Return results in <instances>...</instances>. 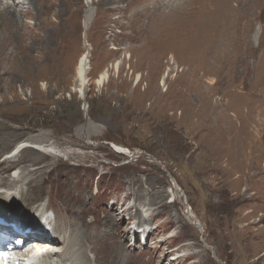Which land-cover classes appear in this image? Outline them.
<instances>
[{"label":"rangeland","instance_id":"obj_1","mask_svg":"<svg viewBox=\"0 0 264 264\" xmlns=\"http://www.w3.org/2000/svg\"><path fill=\"white\" fill-rule=\"evenodd\" d=\"M87 1L40 0L44 8L27 7L19 34L12 28L0 75V163L9 167L1 183L17 186L13 171L30 169L43 192L35 204L50 198L64 209L66 200L83 211L75 238L97 225L82 251L105 264H118L117 246L123 264H264V4L253 6V25L213 31L211 44L176 29L180 12L140 26L168 0ZM22 141L29 146L15 152ZM39 141L60 155L40 151ZM147 204L156 217H143ZM2 205L39 224L19 205Z\"/></svg>","mask_w":264,"mask_h":264},{"label":"bare ground","instance_id":"obj_2","mask_svg":"<svg viewBox=\"0 0 264 264\" xmlns=\"http://www.w3.org/2000/svg\"><path fill=\"white\" fill-rule=\"evenodd\" d=\"M39 1L40 0H0V26L1 27L6 26L7 28L10 29L9 33L6 32L3 34L1 33L2 30L0 29L1 30L0 31L1 33L0 34V75H4L2 61L5 60L6 56L8 55L7 54L8 51H6V49L9 50L15 43V36H14V33L12 32L13 31L12 28L14 30H17V33L19 34L18 28L22 22L21 20H23L22 19L24 17L23 15L31 14L30 10H28L27 7H31L34 4V8L37 10H42L44 8L42 5L37 3ZM201 1L202 0H168L166 3H164L165 5L163 6L159 5L156 7V9L153 10V12H156V16H158L156 20H153V21H145V20L143 21L142 20L140 22V26L149 27V28L154 29L155 26H158V25L161 26L160 24H158L161 18H164L163 20H166L165 18L168 17L169 15L175 17V15L177 16V14H179L180 12L182 13V15L181 16L179 15L177 18L182 19V20L177 21L178 23H177L176 29H178L179 31L187 30V29H194L196 31V34H193L192 38H197L198 42L199 41L204 42L206 41V39L210 38L211 44H216L219 41L218 39L219 35H215L213 31L219 32V30L232 31V30H237V29H246L247 26H251L254 24L253 22L257 21V19L255 18L254 20L253 19L250 20L251 16L257 17L259 15V12L258 13L253 12V6L256 5V7H259V10L261 11V6L264 4V0H210L211 2L207 4H205V2L201 3ZM204 1L207 2V0H204ZM233 1H238L240 3L237 8L233 5ZM259 3H261L262 5L259 6ZM86 4L89 7L91 5V1L88 0ZM88 12L89 13L87 14L85 27H88L89 21L91 20L90 15L92 14V12L91 11H88ZM172 18L170 17L171 20L168 22H171L174 19ZM27 20L28 21H26V25H28V23L29 24L33 23V22H29V19ZM154 21H156V23H154ZM70 23L72 22L70 21ZM169 25H171V23H169ZM260 26L264 28L262 24ZM167 29L168 28H166V30ZM161 31L163 30L161 29ZM209 33L211 34L209 35ZM177 34L178 33H176V36ZM31 44H32L31 46L33 47L36 46V45H33V43ZM132 56L133 54H131L130 52H127L125 57L127 59H131ZM87 57H88L87 54L83 55L80 58L78 67H77V77H78V82H79V88H76L75 90L80 92V94L82 95L86 94L85 86L87 84V71L89 70ZM172 59L174 62V60L176 59V56L174 57L172 56ZM121 63H122L121 60H117L115 65H113L114 68L119 70V68H121ZM107 71L108 69L100 73L99 78L96 80V84L98 86L102 87L104 86L105 83L109 82L110 76ZM166 76L167 75H164V77ZM141 79H142V75L137 74V82L140 81ZM161 85L163 86V89L165 91L167 88V84L165 83V81H162ZM28 143L29 142L27 141L20 142L16 146L14 151L17 152V151H21V149L24 150L26 147L29 146ZM35 147L39 149L40 151L44 153H50L53 156H59L61 152L55 147L50 146L48 144L42 145L40 141L37 142ZM8 156L14 157L15 155L13 153L12 154L9 153L7 154V157ZM2 169H9V167H3V165L0 163V172L3 171ZM26 170L27 171L29 170V171L27 173L25 172V174L24 173L21 174L23 172L21 170L17 171V169H15L13 171V174L11 176L12 178H15L17 186L15 185L8 186L6 184H2L1 183L2 178L0 179V204L1 205L4 204L6 206H16V205L18 206L19 205L25 211L31 212L33 214L32 216L37 221L43 223V225L46 226L47 231L45 232V230L42 229V227H38V225L37 227L36 226L34 227L32 226L34 223L28 222L24 218H19L20 219L19 221L22 224L26 225L25 229L31 228L32 231L34 230L36 231L33 234L32 233H27L26 235L20 234L21 238L20 236H17L18 238H20V240H23L24 242L31 240L30 248L26 247V250L29 249L28 250L29 253L34 252L36 254L40 249H43L45 247L46 248L44 250L47 251L51 249V246L49 244L54 245L52 246L54 248V252H47L44 255L43 259L34 260V264H105L103 260H101L100 256L97 255V253H94L93 257L89 258V256H86L87 253H83L82 251L83 244L85 243L86 240L89 239V235L92 234L90 231L93 229L96 230L97 225H94V226L90 225L89 226L90 228L88 227L83 228L81 230L82 231L81 234L75 238L74 234L79 232V229L81 228L79 224H81L80 219L83 216V211L80 208H75L73 205H69L66 200L62 202L64 209L53 208L54 204L52 203L50 198L47 199L45 203L35 204L36 199L43 196V192H42V189L37 190L35 181L32 178L33 174H29L31 170L28 168L25 169V171ZM4 179H7V178H4ZM12 186H14L15 188L10 189V187ZM157 193H158L157 194L158 200L159 198L160 200L163 199L164 197L163 191H158ZM74 196H76V194L75 195L71 194L70 198H74ZM159 203H161V201ZM148 205L149 204L143 205L141 208L142 209L141 212L144 215L143 217L147 219L156 217L159 211L153 207L152 208L148 207ZM48 208L52 209L51 215L47 214ZM50 216L54 218L50 219ZM90 221L93 222L92 220H89V222ZM99 230L103 234L109 233L108 232L109 229L105 225H103ZM103 251L105 250L103 249ZM115 251L117 252V257L113 259L118 264L119 263L123 264L122 262L124 261V255H125L124 248H121V247L118 248L117 246L115 248ZM62 253H63V256H61ZM78 257H80L79 261H77Z\"/></svg>","mask_w":264,"mask_h":264}]
</instances>
